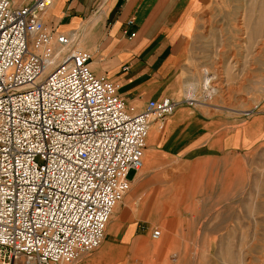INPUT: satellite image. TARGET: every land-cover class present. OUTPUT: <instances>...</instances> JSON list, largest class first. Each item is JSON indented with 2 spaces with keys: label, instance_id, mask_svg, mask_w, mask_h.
<instances>
[{
  "label": "built area",
  "instance_id": "obj_1",
  "mask_svg": "<svg viewBox=\"0 0 264 264\" xmlns=\"http://www.w3.org/2000/svg\"><path fill=\"white\" fill-rule=\"evenodd\" d=\"M53 3L0 0V264H77L96 250L152 124L195 101L128 104L76 30L47 24Z\"/></svg>",
  "mask_w": 264,
  "mask_h": 264
},
{
  "label": "rangeland",
  "instance_id": "obj_2",
  "mask_svg": "<svg viewBox=\"0 0 264 264\" xmlns=\"http://www.w3.org/2000/svg\"><path fill=\"white\" fill-rule=\"evenodd\" d=\"M196 1L180 74L184 94L195 100L189 106L224 115L232 128L264 101V0ZM157 132L155 124L147 144ZM210 166L208 173L191 174L184 161L145 149L105 230L133 226L131 243L109 242L106 235L77 264H264V148Z\"/></svg>",
  "mask_w": 264,
  "mask_h": 264
},
{
  "label": "crops",
  "instance_id": "obj_3",
  "mask_svg": "<svg viewBox=\"0 0 264 264\" xmlns=\"http://www.w3.org/2000/svg\"><path fill=\"white\" fill-rule=\"evenodd\" d=\"M196 3L54 0L49 24L60 31L76 30L79 44L91 53L93 72L117 80L119 96L142 107L149 99L185 97V79L180 74L188 53V20ZM131 33L135 35L130 37ZM123 66L128 69L122 71ZM230 126L224 115L181 104L150 137L145 149L184 161L191 174L208 173L210 165H222L229 154L264 148V101L242 124ZM119 220L115 228L121 225V216ZM132 233L133 226L125 230L120 226L107 231L105 237L109 242L131 243Z\"/></svg>",
  "mask_w": 264,
  "mask_h": 264
},
{
  "label": "bare ground",
  "instance_id": "obj_4",
  "mask_svg": "<svg viewBox=\"0 0 264 264\" xmlns=\"http://www.w3.org/2000/svg\"><path fill=\"white\" fill-rule=\"evenodd\" d=\"M264 20V19H263ZM258 32L257 28H253L252 32H251V36L255 37L256 33ZM113 211V210H112Z\"/></svg>",
  "mask_w": 264,
  "mask_h": 264
}]
</instances>
